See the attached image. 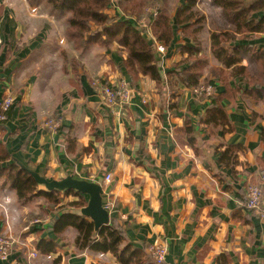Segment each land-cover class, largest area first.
I'll return each mask as SVG.
<instances>
[{"label":"crops","instance_id":"0c3cea01","mask_svg":"<svg viewBox=\"0 0 264 264\" xmlns=\"http://www.w3.org/2000/svg\"><path fill=\"white\" fill-rule=\"evenodd\" d=\"M199 1L201 8L212 7L210 16L206 14L210 19L219 15L212 0ZM182 3L185 0L178 6ZM4 5L7 14L25 15L24 21L7 16L4 28L11 34L1 36L0 46V99L14 97L4 125L10 133L5 141L7 129H0V142L12 157L48 179L71 174L100 183L104 206L112 202L111 220L126 228L122 247L144 250L151 264H157L148 251L153 244L167 247L163 264H262L264 217L242 206L249 186L259 181L264 169V80H252L257 77L255 63L244 57L239 65L252 74H230L227 86L207 69L201 83L214 81L216 91L211 98L199 96L194 88L169 81L168 70L186 57L180 47L194 45L177 35L159 63L162 86L148 76L133 83L122 62L125 51L104 48L111 53L108 63L102 58L98 63L93 55L98 43L77 51L66 35L67 24L68 44L59 36L66 15L53 12L46 0H6ZM31 6L37 13L30 14ZM114 7L113 15L120 17L123 13ZM19 38L28 44L20 45ZM202 38L209 66H221L212 54L211 33ZM242 42L264 48V33ZM41 43L46 46L39 48ZM65 52L73 57L74 71L65 67ZM42 68L45 80L37 87L35 74ZM96 73L107 84L121 79L132 84L136 92L131 104L122 110L107 106L92 83ZM222 93L227 120L215 123L208 119V110ZM52 117L62 120L56 133L44 126ZM106 173H112L108 183ZM77 199L62 194V203L55 206L43 197L22 203L0 180V233L19 241L0 264H122L111 252L79 249L78 231L72 227L61 236L55 234L52 224L59 216L81 214L80 209L61 207ZM35 205L41 208L37 214L44 212L48 219L37 215L23 226L22 213L32 217ZM14 211L18 223L8 230L5 215L13 216ZM41 239L54 240L55 251L38 250ZM35 250L38 257L31 255Z\"/></svg>","mask_w":264,"mask_h":264},{"label":"trees","instance_id":"16d2710c","mask_svg":"<svg viewBox=\"0 0 264 264\" xmlns=\"http://www.w3.org/2000/svg\"><path fill=\"white\" fill-rule=\"evenodd\" d=\"M46 1L53 12L67 15L66 35L74 42L76 49L85 50L95 43L108 45L117 42L126 53L122 62L133 83H136L140 76H148L157 86H162L163 73L159 66L155 41L163 43L169 51L173 48L177 35L192 40L194 45L180 47L186 57L174 63L168 70L171 83L195 88L202 84V77L208 69L227 86L230 74L235 72L252 74L251 69L239 65L244 57L248 58L250 63H255L257 77H252V80H264V48L242 42L247 36L264 33V0H212L218 7L220 16L219 20L211 23L215 25L211 35V50L216 60L221 63L219 67H210L209 59L203 52L200 33L204 28L206 16L197 7V0H185V3L176 8L174 14L170 13L164 0L165 4L161 7L159 15L153 19L152 36H148L146 31H141L132 18L122 14L120 17L119 15L112 17L108 13L111 7L118 6L130 15H138L153 0ZM226 68L233 70L228 72ZM207 83H212L216 87L214 81ZM223 96L225 94L222 93L214 97L208 110V119H212L215 123H224L227 120L221 103ZM12 110L13 106L7 113V119L0 123L3 132ZM0 180L15 190L22 203L43 197L48 204L55 206L62 203L61 196L66 194L76 196L78 199L61 207L69 206L79 210L87 205L83 194L76 190L48 191L40 188L31 171L12 157L5 142H0ZM69 227L78 231L76 245L79 249L111 252L122 264H151L149 255L147 256L144 250L133 248L131 245L122 247L126 240V228L114 218L110 224L102 226L99 230L95 229L92 220L79 212L64 213L52 224L58 236ZM56 246L54 240L41 239L37 249L48 254L55 251Z\"/></svg>","mask_w":264,"mask_h":264},{"label":"built area","instance_id":"2783aa9c","mask_svg":"<svg viewBox=\"0 0 264 264\" xmlns=\"http://www.w3.org/2000/svg\"><path fill=\"white\" fill-rule=\"evenodd\" d=\"M123 15V14H122ZM136 22V20H134ZM137 26L138 23L136 22ZM144 32V30L142 29ZM146 31V30H145ZM146 34L149 32L146 31ZM155 48L159 58V62L162 63L168 53L167 48L163 43L155 41ZM94 86L97 87L102 94L103 101L109 107H118L124 109L125 106L131 104L132 94H135L136 89L125 80L122 83L113 86L110 84H103L99 80L94 82ZM216 87L212 83L201 84L194 88V92L199 96L211 98L215 94ZM14 105V97L11 94L6 95L0 99V123L7 119V113ZM44 126L56 133L62 126V120L59 117H52L45 121ZM112 179V173H106L105 180L110 182ZM242 206L249 212L264 217V169L260 172V179L257 183L250 185L245 199L242 202ZM107 210H111L112 202L105 204ZM19 241L11 236L0 234V259L8 260L12 254L13 248ZM150 256L157 264H163L166 261L168 249L164 245L153 244L148 248ZM39 251L32 252L33 257L39 256ZM264 264V260L262 262Z\"/></svg>","mask_w":264,"mask_h":264},{"label":"rangeland","instance_id":"374dc122","mask_svg":"<svg viewBox=\"0 0 264 264\" xmlns=\"http://www.w3.org/2000/svg\"><path fill=\"white\" fill-rule=\"evenodd\" d=\"M4 1H6V0H0V46L2 44V37L1 36H7L8 35V32L11 34V30L10 31H7L4 28V24H5V20H6L7 16H8V18H11L9 16H12L14 19L21 20V21H24V16H25V15H20L18 13L15 14V15L10 14V13L7 14V11L8 10L7 11L5 10ZM180 1L181 0H166L167 6H168L167 8L169 9V11H170L171 14L175 12L176 6H178V4H179ZM115 2H117V1H115ZM163 4H165L164 0H153V2L151 4H149V5H147L146 8L140 14H138V15H130V14L124 12L120 7H119V9H120V11L123 13V15L125 17L132 18L133 20H136V22L138 23V26L137 25L136 26L141 31H142V29L144 31L146 30L147 32H149L148 36H152V33H153V31H152V22H153V19L159 15L160 10H161V7L163 6ZM201 6H202V3L199 0H197V7L201 11H203V12L206 11V13L204 12V14L206 16V22H205V25H204V28H203L202 32L200 33L201 41H202V44H203V38H202V36H209L210 33L212 35V33H213L212 30L214 31V26L215 25L213 26V24H211V23L214 20L215 21L219 20L220 19V16L216 14V15H213L214 17H211V19H210L207 15H209V10H212V7H210V6H207L206 7L205 6V9H204V8H201ZM115 8L116 7H114V6L111 7L110 8L111 13H108V14H110L112 16L113 15V11L115 10ZM35 13H37V9L31 6L30 7V14H35ZM62 17L65 18V15H62ZM66 17H67V15H66ZM66 24L68 26V23L66 21H64L62 23V30L59 31V34H60L59 36H63L62 39H64L65 42L67 43L66 38H65V31H64V28H65V25ZM94 28H95V26H94ZM13 32L15 33V31H13ZM19 36H21V35H19ZM46 36H49V35H46ZM56 36H58V34ZM27 42H29V41H27V40H25L23 38H19V40H18V43L20 45H23L25 43L28 44ZM70 42H72V44H74L73 41L70 40ZM95 44H97V43H95ZM97 45H99V48L97 49L96 52L93 53V55L94 56H97L98 63L100 62V59L101 58L105 62H107V63H108V60L111 58L110 57L111 53L105 52L106 49H104V48H110V47L111 48H115L116 50H118V53L119 54H121L120 53L121 51H124L120 46L117 45V42H112V43H109L108 45H102V44H99L98 43ZM44 46H46V44L41 43L40 46H38V47L39 48H43ZM100 46L103 47V48H101ZM83 50L84 49H82L81 51H83ZM77 51H78V49H77ZM77 54H78V52H77ZM63 60L65 62V67H67V69L69 71L70 70L74 71V68H73L74 66L72 64L73 57H71L70 53L65 52L64 55H63ZM77 65L79 66V63ZM117 69H118V64L115 66V70H117ZM45 74L46 73L44 71V68H42L41 72L35 74L36 75V77H35V83L37 84L36 85L37 87L40 86V84L43 82V80H45V77H44ZM73 77L76 78V73L75 72L73 73ZM97 80H99L100 82L102 81L105 84V80L106 79H103L101 76H99L98 73H96V77H94V79L92 80L93 85H94V82L97 81ZM121 83H122V79L119 82L115 83V85H113V86H117V85H119ZM49 179L51 180L52 178H49ZM40 188H44L45 189V187L43 185H40ZM51 206H53V205H51ZM34 209L36 210L35 211V214L36 215L34 214L32 217H28V216H31L28 213L26 214V216H25L24 213H22L21 222H22L23 226L24 225H29L30 220L31 221L34 220L35 216H37V215L39 216L38 218L43 219V220L47 218V215L45 217L42 215V214H44V212H40L39 214H37L38 211L41 209V208H39L38 205H35V207L32 206V211H34ZM16 211H14L13 216H11V215L6 216L5 215L6 226H7V229L8 230H9V228L11 226H13V224L15 226L18 223L16 221V219H17V213L15 214ZM0 234H4V232L3 233H0ZM15 239H17V238H15Z\"/></svg>","mask_w":264,"mask_h":264},{"label":"water","instance_id":"95a60500","mask_svg":"<svg viewBox=\"0 0 264 264\" xmlns=\"http://www.w3.org/2000/svg\"><path fill=\"white\" fill-rule=\"evenodd\" d=\"M5 128L7 129V134L4 136V140L6 141L10 129L8 126H5ZM31 173L35 178V181L39 185H43L48 191H66L73 189L83 195H87V205L82 207L80 212L82 215L92 219L96 230H99L102 226L110 224V212L104 206V189L100 183L86 179H79L71 174L62 179L50 180L37 172L31 171Z\"/></svg>","mask_w":264,"mask_h":264}]
</instances>
